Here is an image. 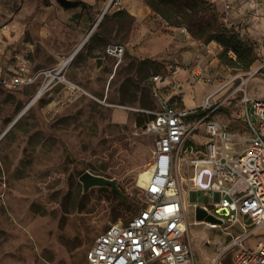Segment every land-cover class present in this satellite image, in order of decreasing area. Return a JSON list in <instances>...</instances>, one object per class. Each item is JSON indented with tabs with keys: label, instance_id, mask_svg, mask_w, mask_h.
Instances as JSON below:
<instances>
[{
	"label": "rangeland",
	"instance_id": "rangeland-1",
	"mask_svg": "<svg viewBox=\"0 0 264 264\" xmlns=\"http://www.w3.org/2000/svg\"><path fill=\"white\" fill-rule=\"evenodd\" d=\"M211 3V12L222 21L221 8ZM82 7L65 9L56 0H0V27L15 24V36L31 45L32 67L52 74L61 68L59 75L43 76L27 87L0 85V264H87L85 254L95 237L145 205L146 181L141 185L139 179L150 167L155 136L143 122L157 108L150 76L162 68L149 65L147 60L157 59L147 53L125 51L117 60L105 48L110 43L131 44L143 27L154 30L163 20L153 12L138 22L126 11L116 14L108 7L103 13L105 6ZM247 37L259 46L256 32ZM204 45L199 44L200 52L209 63L213 61L212 71L226 80L237 76L220 93L239 89L213 115L228 126L234 121L233 130L239 128L246 136L237 118L243 91L238 86L244 80V90L264 96V78L246 81L255 63L249 70L227 66L218 54L207 53ZM218 75L209 82L188 78L193 97L202 96L205 84L216 86ZM47 82L49 86L35 98L41 83ZM196 141L194 151L200 149L201 141ZM85 171L114 179L118 192L109 186L84 191L79 176ZM179 174L186 189L191 170L185 164ZM184 198L189 201L185 236L197 263L211 264L214 242L226 230L239 233L240 229L227 223L218 228L194 223V203L207 205L211 199L206 201L202 193Z\"/></svg>",
	"mask_w": 264,
	"mask_h": 264
},
{
	"label": "built area",
	"instance_id": "built-area-1",
	"mask_svg": "<svg viewBox=\"0 0 264 264\" xmlns=\"http://www.w3.org/2000/svg\"><path fill=\"white\" fill-rule=\"evenodd\" d=\"M220 11L224 24L238 32L243 39L252 21H264V0H244L247 7L234 19L232 0H221ZM118 0H107L108 7ZM187 32L186 28H183ZM13 23L0 27V85L7 88L27 87L43 77L59 75L51 70L31 65V45L15 36ZM254 44L256 62L248 78H264V25L260 41ZM207 53L217 55L221 45L209 42ZM105 51L121 59L125 47L110 43ZM231 54V53H230ZM182 65L168 62L164 73L151 75V94L157 108L150 111L151 119L145 129L155 136V148L150 173L144 187L145 205L124 223L110 225L99 233L86 251L87 264H198L190 240L185 236L188 223L185 213L191 193H202L209 204L194 203L203 208L214 221L201 220L206 227L218 228L227 223L236 225L239 233L231 230L214 242L211 264H264V96L242 88L239 97V117L246 132L233 130L227 123L214 117L219 106L228 104L230 94L220 93L237 78L216 77L217 85L200 105L185 108L172 101L157 83L175 76ZM189 72L195 82H209L212 77L203 66L192 65ZM247 84V83H246ZM49 82L39 86L43 93ZM75 86L72 85V90ZM227 90V89H226ZM257 90V89H256ZM225 91V90H224ZM236 122L238 120L236 119ZM199 140V150H195ZM197 149V148H196ZM191 152L190 157L184 153ZM191 170L186 189L180 185L179 172L184 165ZM182 179V178H181ZM184 179V178H183ZM262 235V236H261Z\"/></svg>",
	"mask_w": 264,
	"mask_h": 264
},
{
	"label": "crops",
	"instance_id": "crops-1",
	"mask_svg": "<svg viewBox=\"0 0 264 264\" xmlns=\"http://www.w3.org/2000/svg\"><path fill=\"white\" fill-rule=\"evenodd\" d=\"M87 2L90 6L95 5L96 8L101 9L105 6L107 0H81ZM118 5H112L109 7L114 8L115 10H123L130 14L138 22L146 19L151 13L152 10L145 0H118ZM216 4L219 8L222 9L221 0H209ZM234 3L235 11L233 17L235 20L247 7L244 0H232ZM81 6V5H78ZM240 7L236 9V7ZM102 7V8H103ZM81 8V7H80ZM83 8V7H82ZM81 10V9H80ZM251 26L247 27L246 35H252L256 32L258 37L255 39L261 40L263 34V25L264 21L262 18H258L255 21H252ZM96 34V33H95ZM145 34V35H143ZM255 36V35H254ZM248 38V37H247ZM140 40H143V44L140 47H134L135 44H138ZM132 43H124L126 52H140L147 53L152 57H156L157 62L163 61L162 70L159 73L165 72V65L168 62L177 63L182 65V69L173 77H166L161 82H158L157 85L162 87L163 92L171 98L172 101H177L179 105L185 108H194L201 104L204 97L215 89V85H203L201 88H204L205 91L202 93V96L199 99L193 97V91H191V86L187 82L188 78H191L189 67L192 65H199L206 68L209 71L211 77L217 73L212 71L211 63L208 62V58L201 54L200 50L202 49L199 44H203L201 40L192 37L189 32H184L183 27L171 26L168 25L165 21L159 24L154 30L150 28L143 27L142 35H136ZM129 44V51L127 45ZM201 56V58H199ZM180 73H185V76L180 77ZM151 77V76H150ZM257 79V78H255ZM193 80V79H192ZM179 81V82H178ZM213 81V80H212ZM150 81V89H151ZM206 86V87H205ZM215 86V87H214ZM194 98V99H193ZM196 99V100H195Z\"/></svg>",
	"mask_w": 264,
	"mask_h": 264
},
{
	"label": "trees",
	"instance_id": "trees-1",
	"mask_svg": "<svg viewBox=\"0 0 264 264\" xmlns=\"http://www.w3.org/2000/svg\"><path fill=\"white\" fill-rule=\"evenodd\" d=\"M152 12L158 15L168 25L183 27L189 34L207 44L216 42L221 45L222 50L218 53L219 60L227 66L249 70L256 62L254 44L240 37L239 33L228 28L219 12L222 21H218L215 13L211 12V2L206 0H145ZM84 8L89 7L85 2L80 1ZM123 10H118L120 14ZM231 53V54H230ZM149 65L162 68L156 61L147 60ZM160 72V71H159ZM156 71L153 74L159 73ZM152 74V75H153ZM144 120V124L148 122Z\"/></svg>",
	"mask_w": 264,
	"mask_h": 264
},
{
	"label": "water",
	"instance_id": "water-1",
	"mask_svg": "<svg viewBox=\"0 0 264 264\" xmlns=\"http://www.w3.org/2000/svg\"><path fill=\"white\" fill-rule=\"evenodd\" d=\"M63 8H72L76 7L80 4L81 0H56ZM100 59L96 60V66H100ZM79 180L82 182L83 190L86 191L91 186H109L112 191L118 192L116 182L112 178H108L102 175L93 174L89 171L83 172L79 176ZM195 219L197 221L205 220V221H214V218L206 213V211L201 207H196L195 210Z\"/></svg>",
	"mask_w": 264,
	"mask_h": 264
},
{
	"label": "bare ground",
	"instance_id": "bare-ground-1",
	"mask_svg": "<svg viewBox=\"0 0 264 264\" xmlns=\"http://www.w3.org/2000/svg\"><path fill=\"white\" fill-rule=\"evenodd\" d=\"M78 48H79V46H78ZM78 48L75 49V50L69 55V57L63 62V65L66 64V63H68V62L74 57V55H75L76 51L78 50ZM71 86H72V85H71ZM39 95H40V93H37V94L35 95V98H37ZM33 100H34V99H33ZM149 173H150V169H146L144 172H142V174L140 175V179H139V183H140L141 185H143V184L145 183V181H146V179H147ZM194 223L199 224V223H203V222H202V221H197V220H196V221H194Z\"/></svg>",
	"mask_w": 264,
	"mask_h": 264
}]
</instances>
